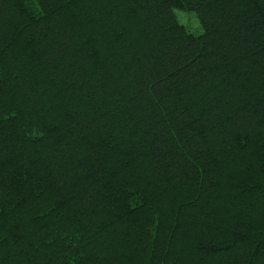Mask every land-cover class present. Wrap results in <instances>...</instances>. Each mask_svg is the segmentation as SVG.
I'll return each instance as SVG.
<instances>
[{"label": "trees", "instance_id": "trees-1", "mask_svg": "<svg viewBox=\"0 0 264 264\" xmlns=\"http://www.w3.org/2000/svg\"><path fill=\"white\" fill-rule=\"evenodd\" d=\"M0 264H264V0H0Z\"/></svg>", "mask_w": 264, "mask_h": 264}]
</instances>
